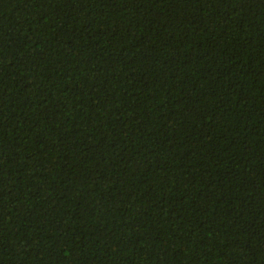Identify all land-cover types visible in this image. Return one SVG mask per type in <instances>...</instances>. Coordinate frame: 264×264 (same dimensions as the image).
Returning <instances> with one entry per match:
<instances>
[{"label": "trees", "instance_id": "obj_1", "mask_svg": "<svg viewBox=\"0 0 264 264\" xmlns=\"http://www.w3.org/2000/svg\"><path fill=\"white\" fill-rule=\"evenodd\" d=\"M0 264H264V0H0Z\"/></svg>", "mask_w": 264, "mask_h": 264}]
</instances>
